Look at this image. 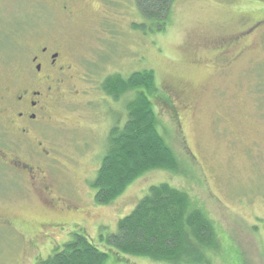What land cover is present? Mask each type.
Returning a JSON list of instances; mask_svg holds the SVG:
<instances>
[{
  "label": "rangeland",
  "instance_id": "1",
  "mask_svg": "<svg viewBox=\"0 0 264 264\" xmlns=\"http://www.w3.org/2000/svg\"><path fill=\"white\" fill-rule=\"evenodd\" d=\"M142 20L134 0H0V83L42 44L64 45L72 78L43 135L59 169L0 176V264H38L75 232L107 255L103 264H168L107 243L162 183L212 222L217 249L198 264H264V0H173L157 33L131 28ZM142 70L154 74L157 131L176 170L148 171L101 206L92 184L107 133L132 99L113 102L101 84Z\"/></svg>",
  "mask_w": 264,
  "mask_h": 264
},
{
  "label": "trees",
  "instance_id": "2",
  "mask_svg": "<svg viewBox=\"0 0 264 264\" xmlns=\"http://www.w3.org/2000/svg\"><path fill=\"white\" fill-rule=\"evenodd\" d=\"M172 2L134 0L143 20L131 28L161 32ZM100 89L113 102L132 93L124 106V122L117 120L107 133V148L92 184L95 202L107 206L144 173L175 171L176 162L157 131L150 100L157 89L151 70L134 72L126 78L114 74L102 81ZM216 237L208 216L193 206L187 194L162 183L147 189L133 210L117 222L116 232L107 243L125 256L168 264H198L205 260L206 251L217 249ZM57 249L38 264H103L107 258L79 232Z\"/></svg>",
  "mask_w": 264,
  "mask_h": 264
},
{
  "label": "flooded vegetation",
  "instance_id": "3",
  "mask_svg": "<svg viewBox=\"0 0 264 264\" xmlns=\"http://www.w3.org/2000/svg\"><path fill=\"white\" fill-rule=\"evenodd\" d=\"M18 55L12 51L11 58L17 61L22 58ZM7 60L2 62L8 64ZM18 61L19 74L0 83V176L33 180L32 176H49L50 170L59 169L57 151L43 135L48 132L49 110L72 79L71 65L63 44H42L30 53L26 64Z\"/></svg>",
  "mask_w": 264,
  "mask_h": 264
}]
</instances>
